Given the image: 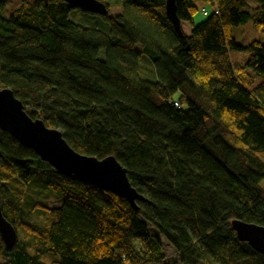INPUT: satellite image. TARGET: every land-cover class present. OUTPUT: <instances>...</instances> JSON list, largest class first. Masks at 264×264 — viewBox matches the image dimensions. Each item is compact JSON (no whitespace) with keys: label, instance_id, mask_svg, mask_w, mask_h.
Masks as SVG:
<instances>
[{"label":"trees","instance_id":"trees-1","mask_svg":"<svg viewBox=\"0 0 264 264\" xmlns=\"http://www.w3.org/2000/svg\"><path fill=\"white\" fill-rule=\"evenodd\" d=\"M97 1L107 8L100 16L107 33L71 21L76 8L64 0L23 1L8 17L0 15V88H9L30 117L59 130L75 152L113 156L144 200L132 209L61 176L0 131V206L18 237L10 250L0 239V260L264 264L230 225L237 219L264 227V82L253 85L264 78V44L241 46L232 36L249 20L264 34V0H174L178 20L187 24L182 37L165 16V0ZM111 3L120 4L115 18ZM206 6L210 12L195 24ZM231 51L248 58L236 64ZM142 55L154 68V83L138 76ZM31 182L61 205H24ZM26 211L49 223L22 220ZM146 223L179 261H163Z\"/></svg>","mask_w":264,"mask_h":264},{"label":"water","instance_id":"water-1","mask_svg":"<svg viewBox=\"0 0 264 264\" xmlns=\"http://www.w3.org/2000/svg\"><path fill=\"white\" fill-rule=\"evenodd\" d=\"M64 1L84 13L107 14L105 5L97 0ZM164 13L175 33L182 37L174 0H165ZM0 131L7 133L19 146L31 150L61 176L109 192L126 201L132 209H136V202L144 200L130 185L125 169L113 156L97 159L75 152L59 130L46 127L39 118L30 117L9 88H0ZM230 225L237 241L246 243L264 258L263 226L237 219H232ZM0 239L6 250H10L17 241L16 230L3 216L1 206Z\"/></svg>","mask_w":264,"mask_h":264},{"label":"rangeland","instance_id":"rangeland-1","mask_svg":"<svg viewBox=\"0 0 264 264\" xmlns=\"http://www.w3.org/2000/svg\"><path fill=\"white\" fill-rule=\"evenodd\" d=\"M0 1L3 2V5L0 8V15L3 17H8L16 8H18V6L23 1H27L30 3L34 2V0H0ZM250 5L252 7L257 6V4L252 1L250 2ZM206 9L209 10V7L206 6ZM120 10L121 9L119 3H111V6L109 8V16L111 18H115L120 13ZM194 17L196 19L200 18V20L203 19L201 13H197ZM69 19L85 28L94 29L97 32H101V33H107L110 28L108 22L102 20L100 16L84 13L78 9H74L70 12ZM183 26L186 27L187 24L185 22H182L181 27ZM184 32H187V30H184ZM232 36L235 42L241 46H246L252 41H258L264 44V34L256 30L252 26V22L250 20L245 24L232 28ZM135 50L137 52L141 51V45L139 43L135 45ZM98 57L100 59H103L104 52L102 50L99 51ZM229 57L232 62L242 65L248 58V54L231 51L229 53ZM138 76L141 80L146 82L154 83L156 81L154 68L150 63V61L148 60V58L145 57L144 55L140 57L138 63ZM263 82H264V78L256 77L253 85L257 86ZM36 183L37 182H31L28 186L25 187V192L23 195L24 205H26L27 203L30 205L34 202H42L43 204L47 205V207L49 208H55L61 205L62 200L60 197H57L46 191L40 192V189L38 188ZM260 184L261 186H264V180L261 181ZM22 220L37 226H45L49 223L48 219L44 214L38 212L33 213L31 211H26L24 218H22ZM146 226L148 231L160 241L161 249L163 253V261L164 262L179 261V256L174 251L173 247L160 234H158L156 230L152 228V226H150L147 223ZM22 237L23 235L20 234L19 238L21 239ZM4 262H5L4 260H0L1 264H3Z\"/></svg>","mask_w":264,"mask_h":264},{"label":"built area","instance_id":"built-area-1","mask_svg":"<svg viewBox=\"0 0 264 264\" xmlns=\"http://www.w3.org/2000/svg\"><path fill=\"white\" fill-rule=\"evenodd\" d=\"M211 11H212V13L217 14V9H216L215 7H213V8L211 9ZM209 12H210V9L207 10L206 7H204L203 10L201 11L202 15H205V16H206ZM173 105H174L175 107L178 106L176 102H173Z\"/></svg>","mask_w":264,"mask_h":264},{"label":"crops","instance_id":"crops-1","mask_svg":"<svg viewBox=\"0 0 264 264\" xmlns=\"http://www.w3.org/2000/svg\"><path fill=\"white\" fill-rule=\"evenodd\" d=\"M249 5H250V3H249ZM250 6H251V5H250ZM202 7H203V5L201 6V8H202ZM251 7H252V6H251ZM193 21H194L195 24H197V23H199V22L202 21V20H200V18H197V19H196V18L194 17V20H193ZM180 27H181V23H180ZM181 30H184V28L182 27ZM188 30H189V29H188Z\"/></svg>","mask_w":264,"mask_h":264}]
</instances>
